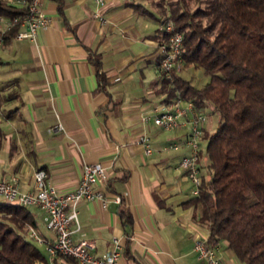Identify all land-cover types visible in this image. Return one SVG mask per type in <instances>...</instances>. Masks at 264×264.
I'll return each instance as SVG.
<instances>
[{"label":"crops","instance_id":"1","mask_svg":"<svg viewBox=\"0 0 264 264\" xmlns=\"http://www.w3.org/2000/svg\"><path fill=\"white\" fill-rule=\"evenodd\" d=\"M147 6L146 0H105L103 5L42 0L51 22L38 31L36 42L4 39L0 181L35 192V173L44 171L46 181L65 193L78 187L85 164L102 162L110 166L112 188L122 193V201L115 203L116 193L101 186L109 198L106 206L81 202L74 241H94V255L102 256L112 238L120 237L124 253L118 264H207L194 246L196 238H209V228L201 223L200 206L191 202L197 186L181 167L191 152L192 114L173 130L154 123L168 104V79L159 70L161 12ZM185 69L184 63L175 75L182 77ZM201 112L207 121L198 166L200 177L208 179L207 136L217 125L208 110ZM59 124L64 130L49 132ZM142 135L150 138V154L139 141ZM29 209L36 232L50 243L54 236L46 228L45 211L35 205ZM211 247L221 264H241L225 241Z\"/></svg>","mask_w":264,"mask_h":264},{"label":"trees","instance_id":"2","mask_svg":"<svg viewBox=\"0 0 264 264\" xmlns=\"http://www.w3.org/2000/svg\"><path fill=\"white\" fill-rule=\"evenodd\" d=\"M160 7V23L170 20L184 35L185 66L201 68L210 78L196 88L173 75L165 81L167 103L180 97L199 113L219 116L207 136L209 178H201L191 202L200 206L211 246L225 241L241 264H264V0H162ZM25 12L13 0H0L1 16ZM112 181L108 190L122 196ZM31 229L37 230V221L29 207L0 198V264H75L64 255L52 263Z\"/></svg>","mask_w":264,"mask_h":264},{"label":"built area","instance_id":"3","mask_svg":"<svg viewBox=\"0 0 264 264\" xmlns=\"http://www.w3.org/2000/svg\"><path fill=\"white\" fill-rule=\"evenodd\" d=\"M98 5H103L105 0H95ZM17 4L26 9L23 16L7 18L0 15V46L3 44L5 34L12 28H16L13 39L29 40L36 42L38 31L46 28L51 19L42 10V0H18ZM102 22L105 19L96 15ZM162 40L159 44V70L167 79H172L173 75L183 66L186 48L184 46V35L178 30L174 22L166 20L160 25ZM183 100L178 97L172 105H164L160 112L154 117V123L164 130H173L180 127L181 119L188 113L192 114L189 120L191 133L188 137V144L191 147L189 155L181 161V167L187 177L197 186V192L201 185L199 175V152L200 143L203 136V126L207 121V116L195 110L194 104L188 102L182 106ZM147 120V118H146ZM62 124L49 129L50 133L62 131ZM148 154L152 152L150 138L142 135L139 139ZM36 191L21 192L18 187L9 181H0V198L9 203L30 207L39 206L46 213V228L54 238L47 244L48 253L54 259L58 255L71 257L75 264H118L124 253V243L120 237L112 238V246L109 251L102 256H95L93 251L95 243L92 240L74 241L73 235L80 230L78 215V205L84 201H99L106 206L109 198L101 186H108L110 176V166L102 162L85 164L80 179V183L75 190L69 192H59L57 188L46 181L47 174L44 171L35 173ZM113 201L120 204L122 197L116 195ZM30 236L38 243H45L36 230H30ZM195 250L199 257L206 260L207 264H221V260L216 256L214 248L208 243L206 238L195 239Z\"/></svg>","mask_w":264,"mask_h":264},{"label":"rangeland","instance_id":"4","mask_svg":"<svg viewBox=\"0 0 264 264\" xmlns=\"http://www.w3.org/2000/svg\"><path fill=\"white\" fill-rule=\"evenodd\" d=\"M148 4L149 9H157L161 12L160 4L162 3V0H146ZM164 5H168L167 2L164 3ZM168 7V6H166ZM166 11H170L169 8L166 9ZM182 77L188 80L192 83L196 88H203L210 80V78L204 73L203 69L197 68L194 65L187 66L186 69L182 72ZM210 114V120L217 125L219 124V116L216 114L214 115L211 111L208 110L207 112ZM38 246L41 248V250L48 255V258L50 261H52L51 256H49L47 244L45 243H37Z\"/></svg>","mask_w":264,"mask_h":264}]
</instances>
